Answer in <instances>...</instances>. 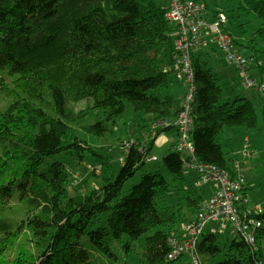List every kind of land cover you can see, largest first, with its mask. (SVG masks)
<instances>
[{
  "label": "trees",
  "instance_id": "trees-1",
  "mask_svg": "<svg viewBox=\"0 0 264 264\" xmlns=\"http://www.w3.org/2000/svg\"><path fill=\"white\" fill-rule=\"evenodd\" d=\"M239 9L264 22V0H239ZM166 12L155 0H0V96L10 101L0 107V264H119L113 242L130 255L134 242L149 233L147 264L180 261L169 259V239L184 215L163 205L172 190L162 174L142 175L121 198L151 156L153 139L143 144L146 123L157 126L159 136L173 128L160 124L179 113L172 97L162 95L170 73L161 64L172 63L175 53ZM258 36L264 41V29ZM235 43L258 59L257 53L264 55L252 43ZM193 68V159L234 176L220 137L227 128L256 129L257 113L246 98L222 102L223 86L207 63L193 57ZM81 102L104 114L90 127L98 137L109 130L106 122L123 116L125 102L149 117L138 125L141 138L129 143L121 171L88 194L72 191L68 167L80 166L92 150L70 127L84 115L70 104ZM57 157L66 162L52 161ZM163 160L173 182L186 183L190 157L172 152ZM186 200L188 209L198 211L202 199ZM105 214L107 227H96ZM257 219L264 222V214ZM198 249L204 264L222 253L215 234ZM225 258L217 264H264V231L258 232L257 250L241 238L231 242Z\"/></svg>",
  "mask_w": 264,
  "mask_h": 264
},
{
  "label": "rangeland",
  "instance_id": "rangeland-1",
  "mask_svg": "<svg viewBox=\"0 0 264 264\" xmlns=\"http://www.w3.org/2000/svg\"><path fill=\"white\" fill-rule=\"evenodd\" d=\"M158 4L164 3L166 0H155ZM207 4L210 11H217L225 13L228 17V31L229 33L238 41L246 44H251L257 50H264V41L262 38H257L259 30L264 29V22L256 18L254 15H247L245 12L239 9V0H198ZM205 61L214 63L217 59L219 66L224 70H229L231 73V80L233 81V88L237 91L242 92V87L240 81L237 82L236 72L234 67L227 60L226 55L219 48L218 42L211 43L206 46L204 49ZM259 52V51H258ZM243 55L253 54L254 52L248 49L241 50ZM259 59L264 61V55L257 53ZM163 70L168 71L169 74V83L168 87L163 90L162 95L171 96L174 102L176 109L178 110L181 102L183 101L184 88L186 85L182 82L176 80V76L171 68V63L169 61H164L161 64ZM6 80L8 83L13 81V78L5 74ZM223 81L222 77H219ZM232 84V83H231ZM226 101L224 98L222 102ZM257 101V100H251ZM9 100H7L6 95L0 96V107L5 109L9 105ZM91 102H81V103H71L70 108L76 115H83V118H80L70 124L75 135L92 149L90 151H85V162L80 166L74 164L69 165V170L73 174L72 177V191L74 193H90L93 189L102 187L104 185L105 177L116 176L122 169L123 165L121 160L123 158L124 147H129V143L132 140H138L141 138L139 132L140 123H143L141 120L145 118L149 120L147 115H139L135 112L133 106L129 102H125V113L121 118L116 120L115 123L106 122L108 126L107 133L98 137L90 131V127L97 124L98 122L104 121V114L95 110H91ZM85 113H87L85 115ZM109 123V124H108ZM145 128V140L143 144L149 143L153 133V126H150V122L146 123ZM151 127V128H150ZM227 134H222L219 140L222 141L224 153L230 167L233 169L236 167L237 175H244L245 183L249 188L250 201L249 209H260V214L264 211V128L262 115H258V127L253 130H243V128L233 127L228 128ZM158 128L156 129L157 132ZM227 131V129L225 130ZM176 130H172L170 133L175 134ZM232 132V133H231ZM247 132L245 134L250 137V141L254 143L255 152L251 158L246 156H240L234 154V149L228 148L233 147L232 142L237 139L240 140L243 144V137L238 138V133ZM166 133V134H170ZM244 135V136H245ZM153 139V138H152ZM134 143V142H132ZM145 145H143L144 148ZM147 150V148H146ZM242 151V150H241ZM240 151V152H241ZM146 152V151H145ZM174 152L173 150L162 149L155 147L152 150V156L158 159L157 162L147 163L139 172L136 173L135 177L132 178L125 185L121 198L127 196L130 193V190L137 185L142 175L146 173H156L160 172L162 176L171 184V194L165 202L168 207H174L175 209H181V213L185 216L188 211V202L186 198H198L200 196L207 197L210 194L211 188L209 186L199 187L196 186L200 182L201 175L196 169L185 170V175L187 177L186 183H174L172 176L164 166V158ZM239 152V153H240ZM151 157V156H149ZM56 161L66 162L65 158H55L52 159ZM236 171V172H237ZM195 184V185H194ZM12 207L18 213L21 212L19 204L15 201L11 203ZM255 209V210H256ZM190 210V209H189ZM107 215H103L100 218L99 223H96V227L102 226L107 227L106 225ZM184 221V218H183ZM182 221V222H183ZM178 223L177 226H181ZM262 230L264 231V222L262 224ZM211 231L214 232L217 245L222 250V253L216 256L215 259L211 260V264H217L223 262L225 254L230 246L231 242L234 240H240V234L234 230L231 224H226L219 222L218 224H209L205 229L204 235H210ZM151 236V233L145 235L139 241L134 242L132 247V252L130 255H125L120 246L113 242L112 250L120 258L119 264L126 262L127 264H147L146 259L144 258V246L146 239ZM203 240V238H202ZM201 240V242H202ZM124 243L128 242V238L123 240ZM204 255L201 254V259L203 260ZM180 261L176 264H192L189 260V257L182 256L179 258ZM205 261V260H204Z\"/></svg>",
  "mask_w": 264,
  "mask_h": 264
},
{
  "label": "built area",
  "instance_id": "built-area-1",
  "mask_svg": "<svg viewBox=\"0 0 264 264\" xmlns=\"http://www.w3.org/2000/svg\"><path fill=\"white\" fill-rule=\"evenodd\" d=\"M166 18L173 28L175 53L172 69L176 80L186 85L182 107L176 117L175 126L178 130V142L174 145L175 152L190 157L187 168H195L201 175L197 187L214 184V196L199 206L196 218L170 235V260L189 257L192 264H204L199 254V244L204 237L206 227L211 223L225 221L231 224L254 250H257V235L262 230V224L257 216L260 209H249L250 193L243 175L232 176L230 172L216 166L201 165L193 159L195 149L191 140L193 130V104L196 87L193 68L194 53L204 42V33L218 42L219 48L227 60L241 72L240 85L243 89L253 90L264 104V74L258 78L250 71L264 68V61L249 55L241 54L236 46L235 38L228 31V17L225 13L209 11L207 4L198 0H170L167 5ZM161 126H168L163 122ZM157 126H153L152 137L157 136ZM121 164L125 163L130 147H124ZM142 152L146 148H141ZM156 158L148 157L147 163L155 162Z\"/></svg>",
  "mask_w": 264,
  "mask_h": 264
},
{
  "label": "crops",
  "instance_id": "crops-1",
  "mask_svg": "<svg viewBox=\"0 0 264 264\" xmlns=\"http://www.w3.org/2000/svg\"><path fill=\"white\" fill-rule=\"evenodd\" d=\"M170 0H166L164 3H162V6L163 7H167L168 3H169ZM161 5V4H159ZM210 11V10H209ZM213 13H216V11H211ZM204 42H203V45L201 46L200 49H198L195 53H194V58L199 60L200 62H203V63H207L209 68L212 69L213 73L216 75L218 81H219V84L223 86V89H224V95H223V98L226 100L224 102H232L234 101L237 97H240V98H246L248 100H257V101H251L254 108H255V111L257 113V116L258 115H262V120H263V128H264V104L261 100V98L257 95V93L253 90H246V89H243L242 88V92L241 91H237L235 88H233V81L230 82L231 80V73L229 70H224L223 68H221L219 66V63H218V59L214 62V63H209V62H206L205 61V53H204V49H206V46L211 44V43H215V40H213V38L209 35V33L207 31H205L204 33ZM236 40V39H235ZM237 48L239 49V51L241 52V50H245L246 48L245 47H240V46H237ZM242 54V53H241ZM249 55H252L251 53L250 54H246L244 56H249ZM261 59V58H260ZM231 64V63H230ZM234 69H235V72H236V78L235 80L237 82L240 81V78H241V72L236 68L235 65L231 64ZM171 68H172V65H171ZM166 71V70H165ZM250 73L258 78L260 74H262L260 72V70L258 71L256 68H252V70L250 71ZM219 77H222L223 81H221L219 79ZM232 83V84H231ZM240 85V84H239ZM185 91H186V87L184 88V95H185ZM165 96V95H164ZM168 96V95H166ZM171 97V96H170ZM183 101H184V97H183ZM183 101L181 102L178 110L176 109L175 107V110L176 111H180L181 107H182V104H183ZM168 126H172L173 128L165 131V132H162L159 136H156V137H152L153 138V141H154V146L153 148L155 147H159V148H162V149H168V150H173V147L174 145L178 142V130L175 126V120L173 122H169L168 123ZM176 130L175 134H171L170 132L172 130ZM228 130H231V129H228L227 128V131H224L223 134H227ZM243 130H245L243 128ZM247 130V129H246ZM166 133H170V134H166ZM232 133V132H231ZM245 134H249L247 132H242V133H238V138H242L243 137V144L240 140H236V141H233L232 142V145L233 147H228V148H231V149H234V154L236 155H240V156H243V157H247V158H251L253 157L254 155H252V153L255 152L256 148H254V143L250 141V137L249 136H246ZM245 135V136H244ZM151 138V139H152ZM222 140V139H220ZM136 141L135 139L132 140V142ZM220 145L224 151V146L222 144V141L220 142ZM153 150V149H152ZM242 150V151H241ZM241 151V152H240ZM175 152V151H174ZM240 152V153H239ZM151 154H152V151H151ZM151 157H153L151 155ZM156 158V157H154ZM158 159L156 158V161L157 162ZM228 161V160H227ZM229 165V163H228ZM230 167V165H229ZM190 170V169H195V168H187V170ZM230 171L232 173H234V175H237L236 173H240L239 171H237V168L235 167L234 169L232 167H230ZM237 171V172H236ZM241 174V173H240ZM243 175V174H242ZM244 176V175H243ZM187 179V177H186ZM187 182V181H186ZM195 185V184H194ZM197 186V184H196ZM210 188H211V191H210V194L207 196V197H204V196H200L198 198L202 199L201 200V203L202 202H206L208 200H210L213 196H214V193H215V186L214 184H210L208 185ZM248 187V186H247ZM201 189V188H199ZM249 189V188H248ZM256 208L252 209V210H255ZM196 213L197 211H194L192 209H188L186 215L184 216V221L182 222L181 226H178L179 229H182L184 227L185 224L191 222L195 216H196ZM263 214H264V211H263ZM220 222H223V223H226L225 221H220ZM212 224V223H211ZM213 224H218V223H213ZM227 224V223H226ZM207 228V227H206ZM211 234H214L213 231L210 232ZM210 234V235H211ZM208 236V235H207ZM206 238V236L204 235L203 237V240ZM202 240V241H203Z\"/></svg>",
  "mask_w": 264,
  "mask_h": 264
},
{
  "label": "bare ground",
  "instance_id": "bare-ground-1",
  "mask_svg": "<svg viewBox=\"0 0 264 264\" xmlns=\"http://www.w3.org/2000/svg\"><path fill=\"white\" fill-rule=\"evenodd\" d=\"M231 36H232V35H231ZM232 37H233V36H232ZM233 38H234V37H233ZM242 55H243V54H242ZM203 203H204V202H202V203L200 204V206H201ZM197 213H198V211H197ZM197 213H196V216H197ZM196 216H195V218H196ZM195 218H194V219H195ZM194 219H193V220H194ZM193 220H192V221H193ZM187 224H188V223H187ZM185 225H186V224H185ZM180 230H181V229H178L176 232H178V231H180Z\"/></svg>",
  "mask_w": 264,
  "mask_h": 264
}]
</instances>
